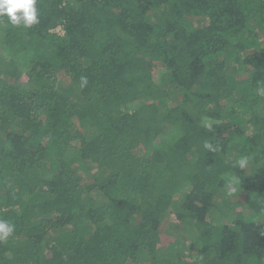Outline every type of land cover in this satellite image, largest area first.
<instances>
[{
    "label": "trees",
    "instance_id": "obj_1",
    "mask_svg": "<svg viewBox=\"0 0 264 264\" xmlns=\"http://www.w3.org/2000/svg\"><path fill=\"white\" fill-rule=\"evenodd\" d=\"M36 7L0 17V264H264V0Z\"/></svg>",
    "mask_w": 264,
    "mask_h": 264
},
{
    "label": "clouds",
    "instance_id": "obj_2",
    "mask_svg": "<svg viewBox=\"0 0 264 264\" xmlns=\"http://www.w3.org/2000/svg\"><path fill=\"white\" fill-rule=\"evenodd\" d=\"M7 17L8 23L12 26H23L29 28L38 23V9L36 0H0V17ZM87 84V78H80V86ZM258 95H264V88L257 89ZM210 128L211 125H208ZM204 147L210 151H214L212 144L204 143ZM239 167L243 168L247 164V157L238 160ZM15 226L6 220L0 219V241H6L14 232Z\"/></svg>",
    "mask_w": 264,
    "mask_h": 264
},
{
    "label": "rangeland",
    "instance_id": "obj_3",
    "mask_svg": "<svg viewBox=\"0 0 264 264\" xmlns=\"http://www.w3.org/2000/svg\"><path fill=\"white\" fill-rule=\"evenodd\" d=\"M169 230H170V233L175 234L176 233V225L172 224L171 226H169Z\"/></svg>",
    "mask_w": 264,
    "mask_h": 264
}]
</instances>
